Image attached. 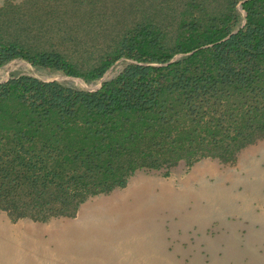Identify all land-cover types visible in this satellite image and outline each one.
Returning <instances> with one entry per match:
<instances>
[{"label":"trees","instance_id":"1","mask_svg":"<svg viewBox=\"0 0 264 264\" xmlns=\"http://www.w3.org/2000/svg\"><path fill=\"white\" fill-rule=\"evenodd\" d=\"M121 58L95 90L0 81V212L73 216L136 170L231 162L264 138V0L0 4V66L22 59L92 81Z\"/></svg>","mask_w":264,"mask_h":264},{"label":"rangeland","instance_id":"2","mask_svg":"<svg viewBox=\"0 0 264 264\" xmlns=\"http://www.w3.org/2000/svg\"><path fill=\"white\" fill-rule=\"evenodd\" d=\"M4 1L0 0V4ZM239 5L237 9L243 14ZM127 62L121 58L101 78L85 81L14 59L0 66V81L27 74L92 90L102 78L115 76ZM263 150L264 138L245 146L231 162L203 158L189 166L180 162L170 169L136 170L123 187L89 196L73 216L47 221L12 220L6 212H0V264H253L251 253L238 249V242L242 244L246 237L243 231L234 236L230 228L219 229L218 221L209 220L216 207L227 221L232 220L233 199L243 190L235 178L242 153ZM245 190L249 194L250 190ZM88 202L91 203L81 212L80 221L70 222ZM149 219L160 228L158 234L153 231L159 251H123L121 248L134 247L131 244L139 241L128 239L118 223H125L126 227L137 225L147 242L151 236L146 224ZM115 234L118 236L112 239ZM108 248L115 252L106 251Z\"/></svg>","mask_w":264,"mask_h":264},{"label":"crops","instance_id":"3","mask_svg":"<svg viewBox=\"0 0 264 264\" xmlns=\"http://www.w3.org/2000/svg\"><path fill=\"white\" fill-rule=\"evenodd\" d=\"M235 178L238 179L239 185L243 190L237 193V196L233 199L232 220L227 221V217L219 211V207H216L215 214L209 221H218L219 229L230 228L234 236H240L241 231H243V234L246 237L243 239L242 244L239 245L238 242V249L250 252V259L251 261L253 260V264H262L264 255L262 257H260V255L264 254V150L246 151L245 153H242L240 165H238V173H236ZM245 189L250 190L249 194ZM240 193L242 194L239 195ZM90 203L91 202L86 203L80 209L77 218L70 222L75 224L76 222H79L81 212ZM54 222H51L50 224ZM20 224L34 225L30 223ZM146 224L149 225L151 230V236L148 237L147 242L145 237L139 233L140 228H137V225L126 227L125 223H118V227L122 229L128 239L134 237L139 241V244H131L134 247L129 246L121 248L123 251L126 250V248L133 251H139L144 248L152 251H159V244H155V241H157V234L160 231L159 225L156 222H151V219H149ZM206 224L207 222L205 225ZM153 231H157V234L155 235ZM117 236L118 234H115L112 235L111 238L114 239ZM234 238L236 239V237ZM112 250L113 249L111 248L106 249L108 252H111Z\"/></svg>","mask_w":264,"mask_h":264},{"label":"water","instance_id":"4","mask_svg":"<svg viewBox=\"0 0 264 264\" xmlns=\"http://www.w3.org/2000/svg\"><path fill=\"white\" fill-rule=\"evenodd\" d=\"M240 6V5H239ZM102 81H103V78L101 79ZM101 81V82H102ZM101 82L99 83V85L98 86H96L94 89H92V90H95V89H97L99 86H100V84H101Z\"/></svg>","mask_w":264,"mask_h":264},{"label":"bare ground","instance_id":"5","mask_svg":"<svg viewBox=\"0 0 264 264\" xmlns=\"http://www.w3.org/2000/svg\"><path fill=\"white\" fill-rule=\"evenodd\" d=\"M24 66V65H23ZM63 78V77H60V79ZM69 80V79H68ZM62 81V80H61ZM84 84V83H83Z\"/></svg>","mask_w":264,"mask_h":264}]
</instances>
